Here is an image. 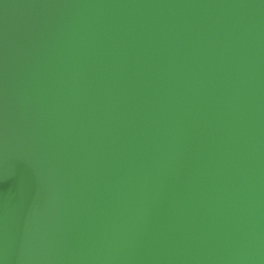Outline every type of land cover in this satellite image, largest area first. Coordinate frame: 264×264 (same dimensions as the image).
<instances>
[{
	"label": "water",
	"instance_id": "1",
	"mask_svg": "<svg viewBox=\"0 0 264 264\" xmlns=\"http://www.w3.org/2000/svg\"><path fill=\"white\" fill-rule=\"evenodd\" d=\"M0 264H264V0H0Z\"/></svg>",
	"mask_w": 264,
	"mask_h": 264
}]
</instances>
